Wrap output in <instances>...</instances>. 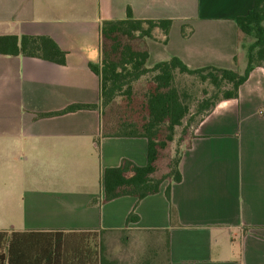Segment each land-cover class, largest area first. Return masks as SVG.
<instances>
[{
	"label": "crops",
	"instance_id": "obj_1",
	"mask_svg": "<svg viewBox=\"0 0 264 264\" xmlns=\"http://www.w3.org/2000/svg\"><path fill=\"white\" fill-rule=\"evenodd\" d=\"M254 0H0L1 35H49L66 63L0 54V231H105L167 243L156 264H264V66L255 67L239 96L224 99L193 128L184 149L182 179L137 203L106 202L103 172L123 158L147 163L145 137L101 136L102 115L74 103H97L100 26L106 19L173 20L168 41L149 40V63L172 55L190 67L237 68L239 31L233 21ZM186 34L182 33V26ZM245 56V55H244ZM97 142V137H99ZM138 221L127 224L131 211ZM12 264H43L34 236ZM8 264L7 248L0 249ZM22 255L17 258V255Z\"/></svg>",
	"mask_w": 264,
	"mask_h": 264
},
{
	"label": "trees",
	"instance_id": "obj_2",
	"mask_svg": "<svg viewBox=\"0 0 264 264\" xmlns=\"http://www.w3.org/2000/svg\"><path fill=\"white\" fill-rule=\"evenodd\" d=\"M233 21L239 31L241 46L244 39L253 38L252 42L246 44L247 64L242 73L237 68L213 64L193 68L178 55L150 64L148 42L156 39L155 31L158 29L165 35L166 43L172 19L135 18L129 8L124 19L102 21L101 60L89 63L90 69L100 77L99 101L92 104L74 103L60 111L42 114L98 109L102 115L101 136L147 139V163L138 165L129 158H123L120 165L106 167L102 180L104 198H96L93 202L133 196L138 203L148 195L159 192L165 181L169 182L165 192L170 200L172 183L182 179L180 163L188 143L182 150L176 148L175 155L168 163V170L160 174L158 160L161 151L175 140L177 128L183 125L185 117L194 115L189 102L190 94L178 86L177 77H197L212 86L210 92L204 90L205 94L196 106V112L204 113V117L219 101L238 97L239 88L250 72L255 67L264 66V0H254L250 11L235 17ZM182 33L186 34L185 25L182 26ZM0 54H22L58 64H65L67 55L51 36L32 34L1 35ZM234 61L238 65L237 56ZM142 80L146 83L145 89L139 91L137 83ZM192 135L193 132L186 136L188 140ZM138 219L133 209L127 217V224ZM25 235L34 236L32 246L38 248V258L43 257V264H123L121 260L107 255L105 231L90 229L28 233L0 231V249L7 248L8 264H12L16 249L26 246ZM163 251L166 254L167 243ZM21 256L19 252L17 258L20 260ZM4 259L5 255L0 252V263Z\"/></svg>",
	"mask_w": 264,
	"mask_h": 264
},
{
	"label": "rangeland",
	"instance_id": "obj_3",
	"mask_svg": "<svg viewBox=\"0 0 264 264\" xmlns=\"http://www.w3.org/2000/svg\"><path fill=\"white\" fill-rule=\"evenodd\" d=\"M188 26L185 25V30ZM253 38L248 37L243 40V46L240 43V62L239 71L242 73L247 64L246 57V44L252 42ZM245 55V56H244ZM177 84L181 89L186 90L190 94L189 102L191 103V112L194 115H188L184 119L182 126L177 128L175 140L170 142L169 145L161 151L159 162V174L168 170V163L170 158L176 153V148L181 150L188 143L187 135H191L193 128L197 125L199 120L203 117L202 113L196 112V106L198 101L204 96V90L210 92L212 86L205 81L199 80L193 76H178ZM145 81L142 80L137 83L139 91L145 89ZM209 94V93H208ZM196 112V113H195ZM182 140L179 142V139ZM156 237H152L150 234H139L128 238L127 234H121L120 236H113L104 238V244L106 245V253L109 257L121 260L123 264H156L159 260L165 257L164 245L159 244L155 240Z\"/></svg>",
	"mask_w": 264,
	"mask_h": 264
}]
</instances>
